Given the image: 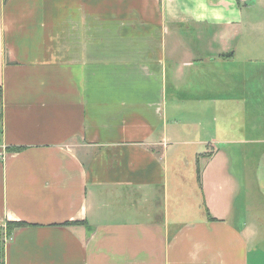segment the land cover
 <instances>
[{"label":"crops","instance_id":"0c3cea01","mask_svg":"<svg viewBox=\"0 0 264 264\" xmlns=\"http://www.w3.org/2000/svg\"><path fill=\"white\" fill-rule=\"evenodd\" d=\"M263 26L264 0H0L3 264H264Z\"/></svg>","mask_w":264,"mask_h":264},{"label":"rangeland","instance_id":"374dc122","mask_svg":"<svg viewBox=\"0 0 264 264\" xmlns=\"http://www.w3.org/2000/svg\"><path fill=\"white\" fill-rule=\"evenodd\" d=\"M260 30V31H259ZM257 31H259V32H257ZM247 36L248 37H252V36H254V40L257 42V41H264V26H263V28L262 29H257L256 30V32H252V33H248L247 34ZM253 54H258L257 52H254ZM262 55V54H261ZM255 58H258V57H255ZM220 64H217L219 67H220V65L222 66V68H224V67H228V66H230L229 64H227V63H225V62H223V61H221V62H219ZM225 63V64H224ZM236 64H242L240 61H237L236 62ZM210 66H213V64H211ZM243 66V65H242ZM241 66V67H242ZM254 67H264V62H262L261 61V59H258V61L257 62H255V64H254ZM182 113L183 114H181V115H178V116H180V118H182V119H187L188 117H190V118H197V116H198V114H197V112L196 113H191L190 115H187L185 112H183L182 111ZM202 119V118H201ZM200 119V120H201ZM223 126H225L224 124H222ZM207 129L208 128H204V129H201V128H198V127H196L195 129H193V130H191V128H189V127H187L186 128V131H184V130H182V133L183 134H185V135H198L199 133H201L202 135H209L210 133H208L209 131H207ZM186 132V133H185ZM212 134V133H211ZM200 135V134H199ZM250 183L253 185V182L252 181H250ZM254 188H252L251 190H250V193H252V194H254ZM247 194H249L248 192H247ZM255 194H256V192H255ZM257 214V215H259V218H261V219H263V217H264V214L262 213V210L261 211H254L252 214ZM260 222V221H259ZM261 223V222H260Z\"/></svg>","mask_w":264,"mask_h":264},{"label":"trees","instance_id":"16d2710c","mask_svg":"<svg viewBox=\"0 0 264 264\" xmlns=\"http://www.w3.org/2000/svg\"><path fill=\"white\" fill-rule=\"evenodd\" d=\"M1 97H2V88L0 86V100H1ZM0 126H1V118H0ZM8 149L9 150H18L17 147H9ZM78 223H80V222L73 221V222H67L65 224L74 225V224H78ZM23 224H24L23 222H10V221H8L6 223L5 232L3 233L2 230L0 229V264H3V259H4V235L8 236L13 227L21 226Z\"/></svg>","mask_w":264,"mask_h":264},{"label":"built area","instance_id":"2783aa9c","mask_svg":"<svg viewBox=\"0 0 264 264\" xmlns=\"http://www.w3.org/2000/svg\"><path fill=\"white\" fill-rule=\"evenodd\" d=\"M0 156H1V153H0Z\"/></svg>","mask_w":264,"mask_h":264}]
</instances>
